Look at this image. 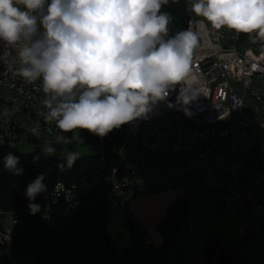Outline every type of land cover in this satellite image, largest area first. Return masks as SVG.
I'll list each match as a JSON object with an SVG mask.
<instances>
[{
	"label": "built area",
	"instance_id": "2783aa9c",
	"mask_svg": "<svg viewBox=\"0 0 264 264\" xmlns=\"http://www.w3.org/2000/svg\"><path fill=\"white\" fill-rule=\"evenodd\" d=\"M184 1L186 31L197 37L190 59L195 80L173 85L144 117L125 124L119 153L130 136L137 137L156 161L127 172L113 168L107 183L122 208L138 195L176 189L191 190L226 212L245 210L252 236L264 244V181L244 177L243 158L264 130V37L214 29L191 11L194 0ZM18 47L0 40V138L13 145L23 133L63 135L41 115L47 112L42 81L29 83L17 74ZM79 203L74 186L57 182L45 196L43 217L59 226ZM17 223L12 215L0 220L1 250L10 245Z\"/></svg>",
	"mask_w": 264,
	"mask_h": 264
},
{
	"label": "clouds",
	"instance_id": "9594fccd",
	"mask_svg": "<svg viewBox=\"0 0 264 264\" xmlns=\"http://www.w3.org/2000/svg\"><path fill=\"white\" fill-rule=\"evenodd\" d=\"M167 3L0 0V40L19 45L18 75L29 83L42 81L45 121H54L61 133L80 129L103 138L144 117L173 85L195 80L190 59L197 37L191 30L168 36L172 16L161 11ZM191 11L214 29L264 37V0H194ZM76 138L57 135L56 143ZM43 150L55 152L50 145ZM79 156L67 152L58 167L70 170ZM3 165L13 175H23L19 157L11 152ZM44 180L38 175L26 187L32 215L41 210L33 201L46 192Z\"/></svg>",
	"mask_w": 264,
	"mask_h": 264
},
{
	"label": "trees",
	"instance_id": "16d2710c",
	"mask_svg": "<svg viewBox=\"0 0 264 264\" xmlns=\"http://www.w3.org/2000/svg\"><path fill=\"white\" fill-rule=\"evenodd\" d=\"M186 8L184 0H168L162 6L161 11L172 16L169 37L186 31ZM63 135L72 137L73 132ZM23 136L33 147L31 152L24 153L18 148ZM84 137L86 144L96 145L100 151L79 156L70 170L63 171L55 170V163L47 158L54 155L64 160L66 149L72 143L60 144L56 138L23 133L13 145L4 140L5 144H0V220L12 215L18 222L10 245L0 249V264H184V249L172 238L180 231L181 221L189 212L188 201L182 198L175 202L158 222L163 241L155 245L145 228L132 217L128 205L119 206L107 183L113 168L127 172L133 167L131 164L156 161V155H144L139 139L132 136L127 139L126 149L119 153L126 139L125 124L103 138L87 130ZM101 142L103 148H100ZM48 145L55 149L54 153L44 152ZM9 152L19 157L23 175L16 176L4 169L3 158ZM137 152H142V157ZM243 158L244 177L248 180L247 172L264 171V130ZM41 174L45 176L47 190L33 201L41 210L32 215L25 191ZM57 182L74 186L80 202L59 226L46 222L43 217L45 196ZM241 246V242L224 239L221 233L214 232L204 240L203 257L206 264H238Z\"/></svg>",
	"mask_w": 264,
	"mask_h": 264
},
{
	"label": "crops",
	"instance_id": "0c3cea01",
	"mask_svg": "<svg viewBox=\"0 0 264 264\" xmlns=\"http://www.w3.org/2000/svg\"><path fill=\"white\" fill-rule=\"evenodd\" d=\"M152 195L153 196L151 197L142 199L141 207L135 206L133 214L131 213V210H129L132 217L145 228L147 233L148 230L146 224L147 222L150 223L153 221L152 215H155L158 221V219L161 220L167 214L168 209L178 200L182 198L187 200L194 197H197L200 200V197H198V195L191 190L185 191L174 189L156 194L154 193ZM155 197L158 198L151 199ZM148 199H150V201H148ZM131 201L132 200H130L128 203V209H130L129 204ZM200 204H202L203 207V217L210 223V228H205L199 235V239L200 237L206 238V236L214 232L221 233L224 239L240 238L242 246L239 253L238 264H264V244L262 241L253 238L250 232L251 217L247 211L235 208L233 212H226L223 211L220 207L204 200L203 202H200ZM141 208L149 213V216L147 218L142 214L144 210L142 209L140 211ZM194 208L195 207H193V209ZM206 230L208 231L206 232ZM150 239L153 243H161V241H163L162 237H160L157 233H153ZM184 264H206L202 251H198V254L192 252L191 254H189V256L185 255Z\"/></svg>",
	"mask_w": 264,
	"mask_h": 264
},
{
	"label": "rangeland",
	"instance_id": "374dc122",
	"mask_svg": "<svg viewBox=\"0 0 264 264\" xmlns=\"http://www.w3.org/2000/svg\"><path fill=\"white\" fill-rule=\"evenodd\" d=\"M45 7H46V5H45ZM39 135L44 136V134H42V133H40ZM73 136H75L77 138L73 140L72 144L68 145V147L66 149L68 152L69 151H78L80 153V156H81L83 154H95V153H98L100 151L98 146L89 145V144L85 143L84 130H80V129L75 130L73 132ZM46 139L48 140V138H46ZM0 144H5V142L0 139ZM18 144H19L18 148L20 149V151H22L24 153L31 152L33 149V147L26 141V138L24 136L20 139ZM141 151L143 152V150H141ZM142 152H137V154H139V157H142V155H141ZM143 154L145 155L147 153L143 152ZM131 166L135 167L136 165L131 164ZM246 174H247L248 178L252 181H264V171L258 172V173L247 172ZM154 193L156 194V193H160V192H154ZM154 193H146V194H141V195L134 197L129 204V208H130L129 210H131V213L133 214V210L135 209V206L141 207L142 199H144L146 197H151V196H153L152 194H154ZM157 198L158 197L151 198V199H157ZM203 200L207 201L201 197H200V200L197 197L187 199L188 204H189V212L183 218V220L181 222L182 225H181L180 231L178 233H176L174 235V237L172 238L173 242H176L180 246L183 247L184 257H185V255L189 256V254H191L192 252H195V254H198V251H202V254H203V246H204V238L205 237H200V239H199V235L201 234V232H203V230L205 228L206 229L210 228L209 227L210 223L208 221H206L203 217V213H202L203 207H202V204H200V202H203ZM148 201H150V199H148ZM189 201H190V203H189ZM193 207H195V208L193 209ZM142 209L143 208H141L140 211ZM142 214L145 215L146 218L149 216V213H147L145 210L143 211ZM152 220H153L152 222H150V223L147 222V224H146V227H147V230L149 233V237L151 238L153 233H157L160 237H162L158 228H157V224H158V221L160 219H158V221H157V217H155V215H152ZM207 231L208 230H206V232ZM154 244L160 245V244H162V241H161V243L154 242Z\"/></svg>",
	"mask_w": 264,
	"mask_h": 264
},
{
	"label": "water",
	"instance_id": "95a60500",
	"mask_svg": "<svg viewBox=\"0 0 264 264\" xmlns=\"http://www.w3.org/2000/svg\"><path fill=\"white\" fill-rule=\"evenodd\" d=\"M47 161H49V162H54L55 163V167H54V169L55 170H61L58 166L61 164V163H63V160L60 158V157H57V156H54V155H50V156H48V158H47ZM67 168H66V165H65V169L64 170H66ZM236 242H240V238H235L234 239Z\"/></svg>",
	"mask_w": 264,
	"mask_h": 264
},
{
	"label": "bare ground",
	"instance_id": "6f19581e",
	"mask_svg": "<svg viewBox=\"0 0 264 264\" xmlns=\"http://www.w3.org/2000/svg\"><path fill=\"white\" fill-rule=\"evenodd\" d=\"M254 238V237H253Z\"/></svg>",
	"mask_w": 264,
	"mask_h": 264
}]
</instances>
